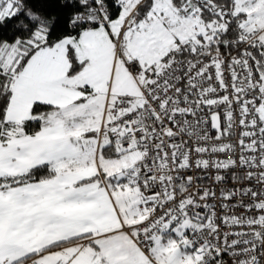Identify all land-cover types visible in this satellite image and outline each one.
<instances>
[{
    "label": "snow or ice",
    "instance_id": "6c2138e0",
    "mask_svg": "<svg viewBox=\"0 0 264 264\" xmlns=\"http://www.w3.org/2000/svg\"><path fill=\"white\" fill-rule=\"evenodd\" d=\"M0 264H264V0H0Z\"/></svg>",
    "mask_w": 264,
    "mask_h": 264
}]
</instances>
